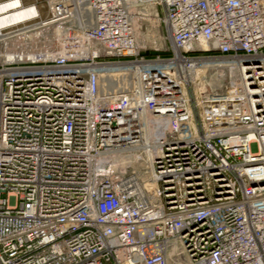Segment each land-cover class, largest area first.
Returning a JSON list of instances; mask_svg holds the SVG:
<instances>
[{
  "label": "built area",
  "instance_id": "built-area-1",
  "mask_svg": "<svg viewBox=\"0 0 264 264\" xmlns=\"http://www.w3.org/2000/svg\"><path fill=\"white\" fill-rule=\"evenodd\" d=\"M26 1L0 0V264H264V0Z\"/></svg>",
  "mask_w": 264,
  "mask_h": 264
},
{
  "label": "bare ground",
  "instance_id": "bare-ground-1",
  "mask_svg": "<svg viewBox=\"0 0 264 264\" xmlns=\"http://www.w3.org/2000/svg\"><path fill=\"white\" fill-rule=\"evenodd\" d=\"M17 17L20 18V16H17ZM0 21H1V23H3L5 21V19H1ZM154 131H155V129L153 131H151L150 136L148 138V143L145 147L146 150L149 151L150 153H152V151L154 150V146H153L152 141H151V140H153ZM142 161H144L143 157H142V155H139V154H137L135 156H126V157L123 156V157L118 158L115 161V165H116L115 168H116V170H121V171L129 170V171H134L136 173H140L144 169V167H143L144 165H141Z\"/></svg>",
  "mask_w": 264,
  "mask_h": 264
},
{
  "label": "rangeland",
  "instance_id": "rangeland-1",
  "mask_svg": "<svg viewBox=\"0 0 264 264\" xmlns=\"http://www.w3.org/2000/svg\"><path fill=\"white\" fill-rule=\"evenodd\" d=\"M39 1H41V0H39ZM28 4H32V3H35L36 2V0H27L26 1ZM153 33L156 35V37L158 38V46L159 47H155V48H153V47H148L150 50H148V51H154L155 49H164V48H166V40L164 39V35H163V31H162V28H158V29H155V30H153ZM196 98H198V96H195Z\"/></svg>",
  "mask_w": 264,
  "mask_h": 264
},
{
  "label": "trees",
  "instance_id": "trees-1",
  "mask_svg": "<svg viewBox=\"0 0 264 264\" xmlns=\"http://www.w3.org/2000/svg\"><path fill=\"white\" fill-rule=\"evenodd\" d=\"M157 55L168 56V53L147 52L145 54V56H148V57H154V56H157Z\"/></svg>",
  "mask_w": 264,
  "mask_h": 264
}]
</instances>
